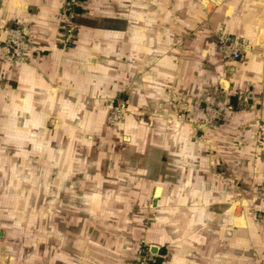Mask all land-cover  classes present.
Here are the masks:
<instances>
[{
	"label": "crops",
	"instance_id": "obj_1",
	"mask_svg": "<svg viewBox=\"0 0 264 264\" xmlns=\"http://www.w3.org/2000/svg\"><path fill=\"white\" fill-rule=\"evenodd\" d=\"M0 20L32 45L0 62V264H264V0H0Z\"/></svg>",
	"mask_w": 264,
	"mask_h": 264
},
{
	"label": "built area",
	"instance_id": "obj_2",
	"mask_svg": "<svg viewBox=\"0 0 264 264\" xmlns=\"http://www.w3.org/2000/svg\"><path fill=\"white\" fill-rule=\"evenodd\" d=\"M79 3L80 0H67L71 16L74 15V9ZM0 23V35L4 36L3 39L0 38V62L11 63L31 49L32 45L29 42V32L25 27L19 25L11 28L5 27L4 20H0ZM215 43L219 55L224 62L237 61L243 55V44L222 31L216 34ZM122 111L123 107L121 105L112 108L111 114L107 119L108 123L110 125L116 124L121 118ZM201 111L207 125L214 124L222 118V110L211 105H204ZM249 207L253 218L257 219L255 209L250 204ZM245 213L246 210L242 207L239 214L244 215ZM262 221L264 222V209L262 210ZM142 252L143 254L137 258L134 264H152V258L145 254L144 251Z\"/></svg>",
	"mask_w": 264,
	"mask_h": 264
},
{
	"label": "rangeland",
	"instance_id": "obj_3",
	"mask_svg": "<svg viewBox=\"0 0 264 264\" xmlns=\"http://www.w3.org/2000/svg\"><path fill=\"white\" fill-rule=\"evenodd\" d=\"M215 38H216V35L214 36ZM116 106H118V104L117 105H115V106H113L112 108H114V107H116ZM112 108L111 109H109L108 111H107V116H106V124H107V126L108 127H112V126H115L117 123H119V121L121 120V118H120V120L116 123V124H113V125H110L109 123H108V121H107V119H108V117L110 116V114H111V110H112ZM122 113V112H121ZM4 147H6V149L4 150L5 151V153H6V155H8V151L9 150H12V149H16L17 151H21L22 150V146H13V145H11V144H8V145H3ZM16 158V157H15ZM19 158V157H18ZM17 158V159H18ZM16 161V160H15ZM17 161H19V159L17 160ZM17 163H19V162H17ZM243 208H245V210H246V212H248V213H251V211H250V207H249V204H246V205H243L242 206ZM261 227H262V229H263V231H264V222L263 221H261ZM143 250L142 249H140L138 252H137V256H135L136 258H139V256H141V254H143V252H142ZM136 261L137 260H135V261H132V264H134V263H136Z\"/></svg>",
	"mask_w": 264,
	"mask_h": 264
}]
</instances>
